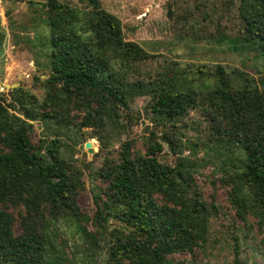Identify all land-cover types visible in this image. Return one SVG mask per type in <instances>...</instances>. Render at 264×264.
Segmentation results:
<instances>
[{
  "label": "trees",
  "instance_id": "16d2710c",
  "mask_svg": "<svg viewBox=\"0 0 264 264\" xmlns=\"http://www.w3.org/2000/svg\"><path fill=\"white\" fill-rule=\"evenodd\" d=\"M80 2L83 7L45 0L41 6L49 19L42 20L48 32H35L39 52L52 60L48 80L56 85V101L64 108L60 115L83 127L100 125L103 116L113 123L116 106L146 93L155 124L176 127L173 122L189 110L210 104L219 126L230 131L227 138L212 141L222 171L218 179L231 186L236 214L242 220L253 217L264 245V79L258 83L247 75L233 84L217 65L208 99L197 98L196 80L163 74L149 81L131 79L128 66L146 59L148 51L123 39L119 19L99 0ZM236 13V35L217 23L216 39L264 56V0H239ZM3 38L0 31V43ZM5 100L0 91V264H63L55 238L60 222L72 227L73 236L93 254L97 234L87 229L76 202L80 171L61 156L58 138L34 143L31 123L11 112ZM162 141L172 143L173 138L165 135ZM175 142L182 150L181 139ZM153 144L161 149L160 143ZM117 164L96 173L103 185L93 193L98 233L110 238L105 264H206L195 252L207 239L210 213L193 192V162L178 156L173 169L166 170L150 150ZM9 205L21 207L18 232ZM180 253L190 258L178 257ZM238 255L235 247L233 264H239ZM88 262L93 264L92 257Z\"/></svg>",
  "mask_w": 264,
  "mask_h": 264
},
{
  "label": "rangeland",
  "instance_id": "374dc122",
  "mask_svg": "<svg viewBox=\"0 0 264 264\" xmlns=\"http://www.w3.org/2000/svg\"><path fill=\"white\" fill-rule=\"evenodd\" d=\"M44 1L0 0V31L4 33L0 43V91L6 98L5 104H11L10 111L31 123L32 141L37 144L44 139L58 138L61 156L74 170L80 171L81 186L77 189L76 202L87 221V229L96 232L98 243L89 255L87 243H80L82 241L73 236L72 227L60 222L55 238L56 251L61 253L63 264H89V256L93 264H105L110 238L108 234L98 233L93 193L103 184L96 173L109 164H126L150 150L166 170L173 169L178 156L193 162L197 187L193 192L199 195L210 213L209 233L205 243L195 252L196 257L206 264H233L237 247L239 264H264V245L255 220L251 216L242 220L236 214L229 196L231 186H223L218 179L222 171L212 141L227 138L230 131L219 126L211 105H197L189 110L173 122L176 127L172 122L155 124L148 107L151 96L145 93L127 105L116 106L113 123H109L106 116L102 117L100 125L92 127L66 122V117L60 115L64 108L56 101L59 95L56 85L48 80L53 71L52 60L39 52L41 44L35 38L37 30L48 32L42 20L49 19L47 10L41 6ZM60 1L84 6L80 0ZM99 1L119 19L123 39L137 42L149 53L146 59L130 63L131 79L149 81L163 74L172 79L196 80L199 82L197 98L205 99L213 91L217 65L223 66L233 84L247 75L253 76L258 83L264 79L263 55L234 49L231 43L216 39L217 23L231 36L236 35L239 0ZM165 135L173 138V142H163ZM178 138L183 143L182 150L175 142ZM193 141L197 146L189 147V142ZM86 142L91 143L92 153L87 151ZM155 142L160 143L161 149L154 146ZM193 192L189 195L193 196ZM157 198L164 201L162 195ZM7 209L15 220L13 230L18 232L21 207L9 205ZM177 256L190 258L187 253Z\"/></svg>",
  "mask_w": 264,
  "mask_h": 264
},
{
  "label": "water",
  "instance_id": "95a60500",
  "mask_svg": "<svg viewBox=\"0 0 264 264\" xmlns=\"http://www.w3.org/2000/svg\"><path fill=\"white\" fill-rule=\"evenodd\" d=\"M5 86L10 87V86H12V85L5 84ZM85 147L87 148V151H88L89 153H92V152H93V149L91 148V143H90V142H86V143H85Z\"/></svg>",
  "mask_w": 264,
  "mask_h": 264
}]
</instances>
